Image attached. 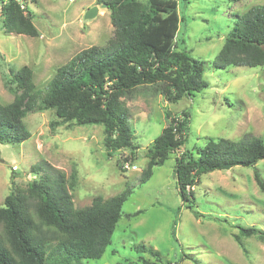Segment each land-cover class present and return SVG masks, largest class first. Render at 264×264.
Wrapping results in <instances>:
<instances>
[{
    "label": "rangeland",
    "instance_id": "obj_1",
    "mask_svg": "<svg viewBox=\"0 0 264 264\" xmlns=\"http://www.w3.org/2000/svg\"><path fill=\"white\" fill-rule=\"evenodd\" d=\"M179 0L182 22L179 48L206 60L204 78L209 86L176 103L168 102L152 86L138 87L127 99L134 128L135 147L109 157L102 125H60L54 110L30 112L24 118L31 137L22 143L0 140V205L15 187H28L33 165L47 161L68 177L75 206L84 208L95 198H110L124 190L130 196L112 243L99 259L81 264H264V240L243 236L240 227L264 230V191L255 168L236 166L205 173L195 188L193 209L179 192L174 167L176 157L188 148H204L210 138L239 140L247 135L264 137V65L215 69L214 59L225 36L243 15L264 0ZM39 36L12 33L0 19V102L16 97L15 71L28 65L37 89H45L60 66L79 51L105 45L114 34L110 10L99 0H26ZM99 14L86 19L87 10ZM191 112L187 145L173 152L163 165L145 174L147 152L169 118ZM132 156L136 169H123L120 157ZM264 177V159L256 165ZM139 212V213H138ZM135 214L127 216L126 214ZM140 243L160 252V257L137 249ZM186 256V257H184ZM189 256V258L187 257Z\"/></svg>",
    "mask_w": 264,
    "mask_h": 264
},
{
    "label": "trees",
    "instance_id": "obj_2",
    "mask_svg": "<svg viewBox=\"0 0 264 264\" xmlns=\"http://www.w3.org/2000/svg\"><path fill=\"white\" fill-rule=\"evenodd\" d=\"M99 1L110 10L113 36L105 45L76 53L58 68L45 89L36 88L28 65L15 71L12 81L17 95L9 104L0 102V140H28L31 133L24 118L30 112L51 109L58 117L53 125H102L109 157L127 149L134 154V128L126 101L138 87L155 85L168 102L176 103L209 86L204 78L207 61L179 48V0ZM239 1L227 2L232 5ZM235 16V24L214 59V68L264 65V4ZM33 18L26 0H0V19L10 32L39 36ZM167 116V125L148 149L145 174L187 145L191 112H167ZM209 141L204 148H186L176 157L174 172L179 192L190 209L196 202L195 188L201 176L224 165L255 168V177L264 191V177L256 166L264 159L263 136ZM131 158L121 156L118 164L123 168ZM31 171L40 177L31 179L28 187H15L0 205V264H81L101 258L112 243L131 191L106 199L97 197L90 206L78 208L62 170L44 161L43 165H33ZM240 233L255 234L264 240V230L259 228L240 227ZM137 249L160 257L158 250L143 243ZM140 259L152 264L143 255ZM195 264L200 262L195 260Z\"/></svg>",
    "mask_w": 264,
    "mask_h": 264
},
{
    "label": "water",
    "instance_id": "obj_3",
    "mask_svg": "<svg viewBox=\"0 0 264 264\" xmlns=\"http://www.w3.org/2000/svg\"><path fill=\"white\" fill-rule=\"evenodd\" d=\"M104 7H107L106 4H103ZM100 8L99 6H93L91 8H89L85 14V18L86 19H93L95 18L98 14H99ZM230 165H224L223 168H230Z\"/></svg>",
    "mask_w": 264,
    "mask_h": 264
},
{
    "label": "built area",
    "instance_id": "obj_4",
    "mask_svg": "<svg viewBox=\"0 0 264 264\" xmlns=\"http://www.w3.org/2000/svg\"><path fill=\"white\" fill-rule=\"evenodd\" d=\"M24 7V6H23ZM123 168L124 169H136L137 168V166L136 165H134V164H132L131 162H129V161H125L124 163H123Z\"/></svg>",
    "mask_w": 264,
    "mask_h": 264
},
{
    "label": "clouds",
    "instance_id": "obj_5",
    "mask_svg": "<svg viewBox=\"0 0 264 264\" xmlns=\"http://www.w3.org/2000/svg\"><path fill=\"white\" fill-rule=\"evenodd\" d=\"M124 169V168H123Z\"/></svg>",
    "mask_w": 264,
    "mask_h": 264
}]
</instances>
